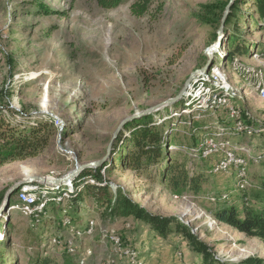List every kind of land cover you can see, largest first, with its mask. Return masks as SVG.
Returning a JSON list of instances; mask_svg holds the SVG:
<instances>
[{
    "label": "rangeland",
    "instance_id": "obj_1",
    "mask_svg": "<svg viewBox=\"0 0 264 264\" xmlns=\"http://www.w3.org/2000/svg\"><path fill=\"white\" fill-rule=\"evenodd\" d=\"M228 1L148 0L137 17L130 7L144 0H121L108 10L97 0H0V115L20 128L34 123L50 128L53 120L52 135L38 156L0 166V204L19 182L59 179L75 161L102 159L125 119L177 97L207 64L206 52L218 41L216 20ZM253 9L243 0L237 22L223 29L209 67L221 68L228 89L222 96L227 92L228 107L244 124L228 119V107L182 115L193 81L180 102L150 114L151 126L162 128L161 138L171 135V162L203 178L201 192L176 197L165 191L155 169L142 175L127 170L129 129L121 130L101 170L100 186L108 184L111 194L119 188L149 214L187 224L209 249L211 264H264L260 239L247 238L213 216L220 206L264 210V100L254 90L257 78L243 71L264 72L263 23L252 27ZM237 47L244 48V56L235 53ZM227 52L234 53L232 61ZM209 69L194 77L197 83L207 80ZM191 115L206 126L193 138L187 136ZM238 123L247 129L236 131ZM221 161L225 166L218 169ZM35 184L24 185L37 198ZM41 186L46 197L60 196L45 201L36 217L17 208L18 192L1 209L0 264H32L37 256L62 264L65 255L71 264H202L201 255L180 236L160 238L139 220L108 217L103 206L84 197L72 205L70 199L81 194L73 192L72 182ZM67 217L78 221L80 232Z\"/></svg>",
    "mask_w": 264,
    "mask_h": 264
},
{
    "label": "trees",
    "instance_id": "obj_2",
    "mask_svg": "<svg viewBox=\"0 0 264 264\" xmlns=\"http://www.w3.org/2000/svg\"><path fill=\"white\" fill-rule=\"evenodd\" d=\"M249 1L254 7L250 15L253 25L252 27L259 29L261 24L264 22V0ZM228 2L220 9V13L218 14L216 20V24L218 25L221 23V17ZM242 2L243 0H235L232 3L224 28L228 27L233 21H235V23L237 22L236 14L239 12V6ZM120 3L121 0H97L98 6L105 10L116 8ZM147 3L148 0H144V3L138 2L132 4L130 7L131 13L137 17L142 16L147 9ZM233 43L234 41L231 42V45ZM262 50L264 55V44H262ZM234 51L241 56H244L246 52L243 47H237ZM233 57L234 53H226L227 60L232 61ZM189 118V127L191 126L192 131L187 136L189 138H193L194 134L197 132L204 131L206 126L203 122H195L192 115L189 116ZM243 118H247L246 115H243ZM228 119L233 122V120L229 117ZM248 119L249 118H247V122L250 120ZM151 121L152 115H148L135 119L125 125L124 129L130 130V150L123 160V165L127 170H130L138 175L148 172V169L150 168L155 169V176H159L160 183L163 185L165 191L176 197L183 196L185 192L198 195L201 192V184L204 182L203 178L200 174L191 176V174L186 171L184 166L176 165L171 162L168 154V147H170L173 143L171 135H167L166 139L163 140L161 138L163 134L162 128L151 126ZM52 122L53 120H50V124L53 127ZM250 124L253 125L252 122H250ZM52 127L48 128L45 124L34 123L27 128H20V126L3 121V117L0 115V166L6 163L24 161L38 156L39 153L47 146L48 140L52 135ZM244 127L246 126L244 125ZM204 133L206 134V132ZM118 138L116 139V144L119 141ZM101 170L102 168L85 170L72 181L74 188L73 192L78 191L77 194L81 193L75 198L70 199V201L73 202L71 203L72 205L80 203L81 199L84 197L85 200L90 199L97 205L103 206L104 214L108 217L114 218L118 216L139 220L160 238H167L172 235L180 236L183 240H185L192 252H196L201 255L202 264L213 263V258H211L212 256L209 249L202 244L194 234L191 233L187 224L180 221L177 217L162 218L149 214L143 208L128 199L119 188L111 194L108 189V184L100 186V183H102ZM92 178H94L96 182L92 180ZM87 180H92L93 184L84 183V181L86 182ZM76 184H78V186H76ZM242 187L244 186H241V188ZM73 192L69 194L70 197ZM57 196H60V194L57 193L56 195H52V193H50L47 197H45V199L38 198V203L41 205V211L44 207H46V204L45 206L43 205L45 201L47 203L50 198L55 200V197ZM243 205L245 204L243 203ZM213 216L219 223L233 228L245 237L251 239L258 238L264 243V210L256 212L245 206L241 209L233 206H220L216 212H214ZM67 219L68 222L66 223L70 227L72 226L77 229V232L81 231V228H79V226L77 227L78 221L73 222V219L70 217H67ZM70 261L71 260L65 255L62 259V264H71ZM244 262L252 263L253 261L246 259ZM214 263L226 264L222 262ZM32 264L57 263L49 258L37 256L33 260Z\"/></svg>",
    "mask_w": 264,
    "mask_h": 264
},
{
    "label": "bare ground",
    "instance_id": "obj_3",
    "mask_svg": "<svg viewBox=\"0 0 264 264\" xmlns=\"http://www.w3.org/2000/svg\"><path fill=\"white\" fill-rule=\"evenodd\" d=\"M261 31H262V38L264 41V22L262 24ZM215 53H213V55ZM242 68H244V67L239 66L238 70H240ZM243 71H246V74H248V76L252 75V76L257 78V82H256V85L254 86V90L258 94V96L264 100V72H262V71L254 72L252 69L250 70L249 68H245ZM242 75H243V73H242ZM204 77L207 79L206 81L202 80V81L197 83L196 82L197 79H195L192 82L191 86L189 87L188 95L186 93L185 98H184V99H186V102H185L186 106H185V108H183L180 111V113H182V115H188V112L193 111L192 109L209 111V110H215L218 108L228 107V102H229V98H228V94H227L228 89L224 88V79H223L224 76L222 74L221 68L219 66L213 65L209 69L208 76L205 75ZM219 77H222V80L219 79V81H218L219 84L218 83L214 84V81H216V79H218ZM209 78L212 79L210 84H208ZM223 91H227L224 96H222ZM228 108H229V112H228L229 117L234 118L235 121H238L239 120L237 117L238 112L234 109L233 106L228 107ZM238 122H240V121H238ZM246 129L247 128L242 126L240 123H238L236 125V131L237 130L242 131V130H246ZM230 157H231V155H227V158H230ZM218 164H219L218 169H221L222 167L225 166V161H221ZM87 183L93 184V181L87 180ZM24 184H32V183L23 181L20 188L17 190V192H18L17 193L18 198H16V200L18 202L17 208L22 209L25 212V215L28 217H31V216L36 217L37 214L40 213V211H41V205H39V203H38V198L45 199V197H46L44 192L41 193L42 192L41 191L42 190L41 185H44V184L36 183L34 185L35 189L37 191H39V193L41 194V195L38 194L37 198L34 197L31 192L24 190V188L26 189ZM47 186H51V185H47ZM62 196L68 197L66 192H64L62 194ZM195 220L194 221L192 220L190 224L192 225V223H194Z\"/></svg>",
    "mask_w": 264,
    "mask_h": 264
},
{
    "label": "water",
    "instance_id": "obj_4",
    "mask_svg": "<svg viewBox=\"0 0 264 264\" xmlns=\"http://www.w3.org/2000/svg\"><path fill=\"white\" fill-rule=\"evenodd\" d=\"M235 0H230V2L228 3V5L226 6V9H225V12L222 16V19H221V24H220V28L217 32V36H218V41L217 43L212 46L211 48H209L206 52V57H207V64L205 65V67L201 70H197L195 71L191 76L190 78L185 82L182 90L180 91V93L178 94L177 97H175L174 99H171V100H168L158 106H155L149 110H146L144 112H140V113H137L135 114L134 116L132 117H129L127 119H125L117 128V130L114 132V134L112 135L111 137V140L107 146V149H106V152H105V156L98 160V161H93V162H89V163H86V164H78L76 161H75V165L73 167V169L71 171H69L66 175H64L63 177L59 178V179H54V178H45V177H32L30 179H28L27 181H24V182H30V183H40V184H44V185H51V186H56V187H60L61 185H63L64 183H71L81 172L85 171V170H95V169H99V168H102L105 163L107 162L108 158L110 157L111 153H112V150H113V145L119 135V133L121 132V130L125 127V125L135 119H139L141 117H144V116H148L154 112H157L159 110H161L163 107H166L168 105H173V104H176L178 102H180L184 96V94L186 93V90L187 88L189 87L190 83L192 82L193 78L201 73V72H204V71H208L209 67H210V61H211V58H212V55L213 53H215L219 47H220V44H221V36H222V32H223V28H224V24H225V21L228 17V12H229V9H230V6L232 5V3L234 2ZM22 182H19L17 184H15L14 186H12L9 190H7V192L5 193L3 199H2V202H1V206H0V211L1 209H6L8 207V204H9V199L10 197L12 196V194L16 193L17 190L20 188Z\"/></svg>",
    "mask_w": 264,
    "mask_h": 264
},
{
    "label": "built area",
    "instance_id": "obj_5",
    "mask_svg": "<svg viewBox=\"0 0 264 264\" xmlns=\"http://www.w3.org/2000/svg\"><path fill=\"white\" fill-rule=\"evenodd\" d=\"M194 80H195V78H193L192 81H194ZM187 95H188V90H187ZM229 161H231V160H227V159H226V163L229 162ZM22 186H23V185H22ZM24 190L27 191L28 189H25V188H24Z\"/></svg>",
    "mask_w": 264,
    "mask_h": 264
}]
</instances>
